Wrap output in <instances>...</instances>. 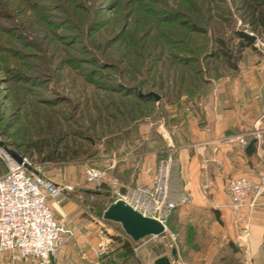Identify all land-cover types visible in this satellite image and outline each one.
<instances>
[{
  "label": "rangeland",
  "instance_id": "obj_1",
  "mask_svg": "<svg viewBox=\"0 0 264 264\" xmlns=\"http://www.w3.org/2000/svg\"><path fill=\"white\" fill-rule=\"evenodd\" d=\"M240 32L264 41V0H0V174L14 150L71 187L48 199L56 218L110 234L107 250L128 242L138 264L170 255L168 228L133 240L104 220L111 198L84 169L116 158L134 183L144 156L172 155L186 106L257 62Z\"/></svg>",
  "mask_w": 264,
  "mask_h": 264
},
{
  "label": "crops",
  "instance_id": "obj_2",
  "mask_svg": "<svg viewBox=\"0 0 264 264\" xmlns=\"http://www.w3.org/2000/svg\"><path fill=\"white\" fill-rule=\"evenodd\" d=\"M257 62L222 78L210 103L198 109L186 106V133L170 156L178 171L173 178L186 183L191 199L176 211V230H168L169 245L178 255L171 264H264V193L255 206L242 208L245 222L235 219L226 193L231 178L250 176L257 180L264 175V71L256 70ZM228 134H243L247 143L227 145L219 141ZM150 157L144 156L147 162L142 165L154 168L157 162ZM124 167L128 165L117 162L113 170L122 185H150L151 176L144 168L143 175L131 183L123 176ZM70 222L78 227L84 224ZM90 225L65 242L51 264H138L121 249H108L96 256L99 234ZM0 264L36 263H13L9 252H0Z\"/></svg>",
  "mask_w": 264,
  "mask_h": 264
},
{
  "label": "built area",
  "instance_id": "obj_3",
  "mask_svg": "<svg viewBox=\"0 0 264 264\" xmlns=\"http://www.w3.org/2000/svg\"><path fill=\"white\" fill-rule=\"evenodd\" d=\"M252 44L259 56L256 70L264 71V41L255 39ZM219 141L227 145L247 143L243 134H228ZM1 154L6 170L0 174V252H9L13 263L51 264L63 244L87 228L86 224L78 227L68 223L69 219L63 216L56 218L48 205L49 198L57 203L62 193L71 187L53 181L44 174L41 166L24 156L17 161L7 152ZM116 163L117 159L112 158L102 167L87 165L85 180L95 186L106 185L110 204L121 200L143 216L158 220L166 231L171 212L191 199L186 183L173 178L178 171L172 157L160 156L150 185H122L113 173ZM226 193L235 219L245 222L242 208L255 206L259 195L264 193V175L257 180L250 176L231 178ZM109 240V237L99 235L94 249L96 256L106 252Z\"/></svg>",
  "mask_w": 264,
  "mask_h": 264
},
{
  "label": "water",
  "instance_id": "obj_4",
  "mask_svg": "<svg viewBox=\"0 0 264 264\" xmlns=\"http://www.w3.org/2000/svg\"><path fill=\"white\" fill-rule=\"evenodd\" d=\"M239 34L250 42L254 40L253 35L243 32H240ZM146 95L153 96L155 100L159 99V95L155 92H148ZM4 149L15 160H21V155L14 150L6 147ZM103 217L120 223L124 232L133 240H139L147 235L164 236L166 232L164 226L158 220L143 216L121 200H117L107 206L103 212ZM177 259L178 255L176 248L172 247L170 255L165 254L155 258L153 264H171L172 261H176Z\"/></svg>",
  "mask_w": 264,
  "mask_h": 264
},
{
  "label": "trees",
  "instance_id": "obj_5",
  "mask_svg": "<svg viewBox=\"0 0 264 264\" xmlns=\"http://www.w3.org/2000/svg\"><path fill=\"white\" fill-rule=\"evenodd\" d=\"M241 41H242V42H240V43H241V45H243V46H244V45H245V46H250V45H251V43H250L247 39H242ZM119 88H120V87H119ZM139 98L148 101V100L151 98V96H148V95H140ZM91 185H92V184H91ZM95 187H96L98 190H100V191H105L106 194L109 195L108 188L106 187V185L103 184V185H101V186H95ZM109 205H110V202H109L106 206H104L103 209H106L107 206H109ZM178 208H179V207L175 208V209L171 212V214L169 215V217H168V219H167V222H166L167 228H168L171 232H174V231L176 230L175 225H174V223H176V222H175L174 219H175V216H176L175 214H176V211H177ZM103 219H104V220H107V221H111V220L105 219L104 217H103ZM112 239H114V240H116L117 242H119L118 245L116 246V248H114L113 250L121 249V250H122V254H123L124 256L131 255V250H130V248H129L128 242L123 241V240H119V239L116 238V237H112ZM175 241H176L177 244H178V234H177V236L175 237ZM109 253H110V251H109Z\"/></svg>",
  "mask_w": 264,
  "mask_h": 264
}]
</instances>
